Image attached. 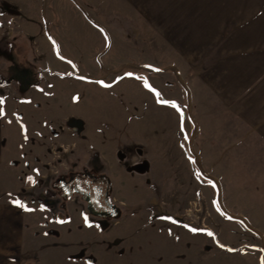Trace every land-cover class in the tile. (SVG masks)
I'll list each match as a JSON object with an SVG mask.
<instances>
[{"label":"rangeland","instance_id":"rangeland-1","mask_svg":"<svg viewBox=\"0 0 264 264\" xmlns=\"http://www.w3.org/2000/svg\"><path fill=\"white\" fill-rule=\"evenodd\" d=\"M144 3L155 22L104 18L116 49L104 64L76 58L74 69L50 39L21 34L22 12L0 1V208L16 210L28 229H49L38 236L57 238L40 242L42 264H264V231L256 229L264 216L235 214L238 201L227 199V160L240 152L227 153V114L201 78L216 59L234 68L246 58L249 82L264 87V0ZM150 79L163 95L145 87ZM165 96L166 132L154 101ZM13 101L17 111L5 114ZM84 172L108 179L117 215L94 216L77 192L57 186ZM65 223L66 245L56 228ZM27 238L3 242L0 256L38 264L17 255L38 244Z\"/></svg>","mask_w":264,"mask_h":264},{"label":"crops","instance_id":"crops-1","mask_svg":"<svg viewBox=\"0 0 264 264\" xmlns=\"http://www.w3.org/2000/svg\"><path fill=\"white\" fill-rule=\"evenodd\" d=\"M0 1L22 12L23 19L19 24L21 34L30 38L34 36L40 40L50 39L55 53L59 54L58 51L62 50L69 58L71 67H77L79 64L77 59H83V57L92 60L91 57L94 59L100 56V62L104 64L106 61L104 56L108 55L112 49H116L113 46L114 33L107 29L105 23L108 21H104V18L110 17L109 21L116 23H129L131 20L135 22L137 19L141 25L152 24L156 20H153L152 6L145 4V0ZM79 39L87 41L80 43ZM184 55L193 66L199 64V57L196 60L189 48H184ZM239 61L244 65L239 63L232 68L233 65H227V57L216 59L214 67L207 68L206 74L201 78L210 93H214L217 104L223 106L222 110L227 114L224 123L227 131V153L240 152L239 159L227 160V199L238 201L239 212L236 211L235 214L248 217L264 216V87L262 84L249 82L246 70L242 69L247 65L245 63L247 59H239ZM96 63L100 68L101 64L97 60ZM75 67L73 68L76 69ZM149 84L150 87L155 88V91H152L154 95L157 91L163 95L164 86L155 85L151 79ZM152 93L151 97L155 98ZM167 98L169 97L165 96L160 101L154 100L163 111L157 118L159 127L163 131L167 126L165 113L168 111L169 103L162 101H168ZM26 100L25 97L24 102ZM14 103L13 101V104L5 109V114L14 115L17 111V104ZM21 105L23 101L18 104L20 108ZM209 110H211L210 107ZM155 116H158L157 113ZM28 126L30 130L28 134L32 135L30 125ZM22 133L23 131H19V137L23 135ZM22 141L23 139L20 140L21 143ZM182 141L181 138V145ZM180 164L183 166L182 162ZM15 212L17 211L12 208H0V252L7 253V249L2 250L3 242L21 241L20 239L28 237L27 239L31 238V241H37L38 244L32 243V247L17 251V255L21 258L25 256L27 260H37L38 264L44 263V250L39 251L40 242H51L57 238L46 234L38 236V232L46 233L49 229L38 224L30 225L28 229L29 226L23 224L22 216L16 215ZM13 216H17L15 223ZM249 221L256 226L255 220L249 218ZM67 226L68 224L65 223L56 227L59 232L58 240L65 245L66 242L71 241V233ZM261 226L259 228L256 226V229L264 231L263 224ZM0 257V264H9L7 257L4 259L2 255Z\"/></svg>","mask_w":264,"mask_h":264},{"label":"flooded vegetation","instance_id":"flooded-vegetation-1","mask_svg":"<svg viewBox=\"0 0 264 264\" xmlns=\"http://www.w3.org/2000/svg\"><path fill=\"white\" fill-rule=\"evenodd\" d=\"M57 186L65 194L77 192L85 201L87 211L110 212L114 210V204L109 199V181L102 176L96 177L89 172L80 175H70L67 178L56 179ZM94 216H99L92 214ZM109 217V216H99Z\"/></svg>","mask_w":264,"mask_h":264},{"label":"snow or ice","instance_id":"snow-or-ice-1","mask_svg":"<svg viewBox=\"0 0 264 264\" xmlns=\"http://www.w3.org/2000/svg\"><path fill=\"white\" fill-rule=\"evenodd\" d=\"M127 75L131 76L132 73H127ZM145 87H149L151 91H155V89H152V88L150 87V85H148L147 81H145ZM162 102H163V103H169L168 101H162ZM173 107H175L174 102H173ZM0 115H3V110H2V109H0ZM21 127L23 128V125H21ZM34 171H37V170H34ZM27 179H28V181H30L32 184H35V183H36V181L33 179L32 176H28ZM10 195H11V194H10ZM11 202H12L14 205H16L17 207L23 209L24 211H33V209L29 208V207L26 205V203H24L23 201H21V200H19V199H14V200H12ZM41 207L43 208V206H41ZM169 219H171V218L169 217ZM86 222H87V220H86ZM185 227H187V225H185ZM191 231L196 232L197 229L193 228V229H191ZM207 234H208L209 236H212V235H213V233H211V232H207ZM221 246H222V245H221ZM222 247H223V246H222Z\"/></svg>","mask_w":264,"mask_h":264},{"label":"water","instance_id":"water-1","mask_svg":"<svg viewBox=\"0 0 264 264\" xmlns=\"http://www.w3.org/2000/svg\"><path fill=\"white\" fill-rule=\"evenodd\" d=\"M88 210L92 214L99 215V216H115L118 213V209L115 206H114V210L113 211H110L108 213H106V212H93V211L90 210V208Z\"/></svg>","mask_w":264,"mask_h":264},{"label":"trees","instance_id":"trees-1","mask_svg":"<svg viewBox=\"0 0 264 264\" xmlns=\"http://www.w3.org/2000/svg\"><path fill=\"white\" fill-rule=\"evenodd\" d=\"M105 179H107L105 176H103ZM108 180V179H107Z\"/></svg>","mask_w":264,"mask_h":264}]
</instances>
